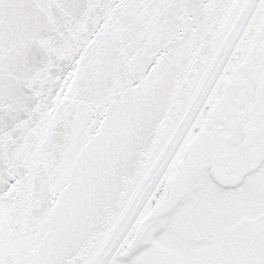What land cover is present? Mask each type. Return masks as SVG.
<instances>
[{
	"label": "snow or ice",
	"instance_id": "obj_1",
	"mask_svg": "<svg viewBox=\"0 0 264 264\" xmlns=\"http://www.w3.org/2000/svg\"><path fill=\"white\" fill-rule=\"evenodd\" d=\"M0 264H264V0H0Z\"/></svg>",
	"mask_w": 264,
	"mask_h": 264
}]
</instances>
